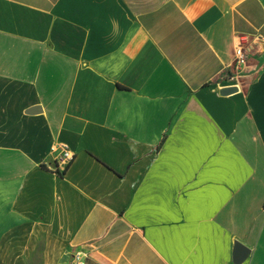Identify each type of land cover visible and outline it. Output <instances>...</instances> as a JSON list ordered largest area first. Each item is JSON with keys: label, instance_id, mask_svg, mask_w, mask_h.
<instances>
[{"label": "crops", "instance_id": "1", "mask_svg": "<svg viewBox=\"0 0 264 264\" xmlns=\"http://www.w3.org/2000/svg\"><path fill=\"white\" fill-rule=\"evenodd\" d=\"M77 249L264 264V0H0V264Z\"/></svg>", "mask_w": 264, "mask_h": 264}, {"label": "built area", "instance_id": "2", "mask_svg": "<svg viewBox=\"0 0 264 264\" xmlns=\"http://www.w3.org/2000/svg\"><path fill=\"white\" fill-rule=\"evenodd\" d=\"M248 58L249 52L246 50L245 38H240L235 46L233 64L229 67L231 78H237L245 71ZM51 149L56 152L53 170L63 174L75 160L76 152L64 142L54 143ZM87 258L88 253L83 249H77L72 254L73 264H88Z\"/></svg>", "mask_w": 264, "mask_h": 264}, {"label": "water", "instance_id": "3", "mask_svg": "<svg viewBox=\"0 0 264 264\" xmlns=\"http://www.w3.org/2000/svg\"><path fill=\"white\" fill-rule=\"evenodd\" d=\"M235 90H236L235 87H229V88H225L223 91L225 93H228V92H232ZM29 111H34V109H31ZM248 251L249 249L246 246H244L241 243H237L235 247V251H234V260L236 262L242 261L247 256Z\"/></svg>", "mask_w": 264, "mask_h": 264}, {"label": "rangeland", "instance_id": "4", "mask_svg": "<svg viewBox=\"0 0 264 264\" xmlns=\"http://www.w3.org/2000/svg\"><path fill=\"white\" fill-rule=\"evenodd\" d=\"M35 264H37V263H35Z\"/></svg>", "mask_w": 264, "mask_h": 264}]
</instances>
